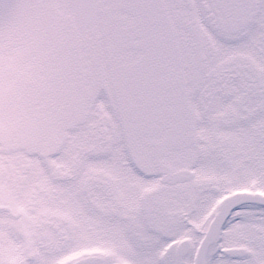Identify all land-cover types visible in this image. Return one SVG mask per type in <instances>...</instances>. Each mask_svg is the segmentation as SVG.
Wrapping results in <instances>:
<instances>
[{"label": "snow or ice", "instance_id": "1", "mask_svg": "<svg viewBox=\"0 0 264 264\" xmlns=\"http://www.w3.org/2000/svg\"><path fill=\"white\" fill-rule=\"evenodd\" d=\"M0 264H264V0H0Z\"/></svg>", "mask_w": 264, "mask_h": 264}]
</instances>
